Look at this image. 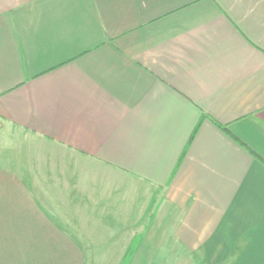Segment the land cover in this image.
<instances>
[{
    "label": "crops",
    "instance_id": "crops-1",
    "mask_svg": "<svg viewBox=\"0 0 264 264\" xmlns=\"http://www.w3.org/2000/svg\"><path fill=\"white\" fill-rule=\"evenodd\" d=\"M136 235L264 264V0H0V264Z\"/></svg>",
    "mask_w": 264,
    "mask_h": 264
},
{
    "label": "rangeland",
    "instance_id": "rangeland-1",
    "mask_svg": "<svg viewBox=\"0 0 264 264\" xmlns=\"http://www.w3.org/2000/svg\"><path fill=\"white\" fill-rule=\"evenodd\" d=\"M141 237H139V236H135L133 239V244L132 245H134V243H136L137 241H139L138 239H140ZM143 238V237H142ZM140 244H141V242H140ZM140 244H138V248H139V250H140V248H142V246L140 245ZM140 246V247H139ZM155 247H158V245L156 244L155 245ZM138 250V249H137ZM137 252V251H136ZM164 252V251H163ZM157 251H150L149 253H145V252H139V262H137L138 264L139 263H141V264H143V263H146V264H148V261H147V259H145L146 258V256L147 255H149V257H150V260L151 259H153V258H157ZM164 254V262H161L160 264H179V263H183V262H180V261H176L175 260V258H168V256L167 255H170V254H173V253H171V252H164L163 253ZM186 256H190V253H187V255ZM193 263H198V260L196 261V259H194V260H191L190 262H189V264H193Z\"/></svg>",
    "mask_w": 264,
    "mask_h": 264
},
{
    "label": "trees",
    "instance_id": "trees-1",
    "mask_svg": "<svg viewBox=\"0 0 264 264\" xmlns=\"http://www.w3.org/2000/svg\"><path fill=\"white\" fill-rule=\"evenodd\" d=\"M135 247H136L135 244L134 245L131 244V246H129V248H128V250H127V252L125 254V257H124L123 261L121 262V264H129L130 257L135 252Z\"/></svg>",
    "mask_w": 264,
    "mask_h": 264
}]
</instances>
